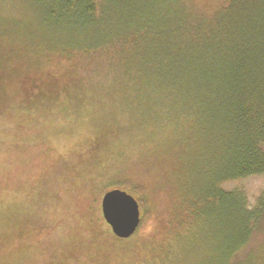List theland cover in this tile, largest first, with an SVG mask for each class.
<instances>
[{"label":"trees","instance_id":"trees-1","mask_svg":"<svg viewBox=\"0 0 264 264\" xmlns=\"http://www.w3.org/2000/svg\"><path fill=\"white\" fill-rule=\"evenodd\" d=\"M39 6L35 21L0 19V106L40 113L58 103L68 112L106 107L108 130L134 146L117 154L106 148L104 157L97 151L94 160L81 156L80 170L57 177L70 207L2 225L0 264L9 256L33 264L41 249V264H204L213 250L204 245L211 227L220 264H232L264 220V197L252 207L245 191L224 187L264 176V0ZM143 177L165 188L163 201L154 202ZM117 188L132 194L141 211L126 244L109 250L80 240L76 250L61 238L44 240L63 227L72 237L65 215L90 211L112 243L117 236L95 196L82 203L93 189Z\"/></svg>","mask_w":264,"mask_h":264},{"label":"rangeland","instance_id":"rangeland-1","mask_svg":"<svg viewBox=\"0 0 264 264\" xmlns=\"http://www.w3.org/2000/svg\"><path fill=\"white\" fill-rule=\"evenodd\" d=\"M40 4L41 0H0V19L23 20L25 23L35 21L37 13L41 12ZM40 30L43 32V29ZM62 108V104L58 103L53 109L40 113L25 106H0V227L22 220L31 214L50 216L48 211L50 207L59 211L63 206L70 207L71 198L68 199L65 194L67 189L56 182L57 177L68 176L72 167L76 171L80 170L76 164L81 160V156L85 160L88 158L94 160L97 151H102L101 155L104 157L103 152L106 148L112 149V153L117 154L123 150L131 151L134 146L126 139L112 135L108 130L112 122V113L108 108L91 105L69 112ZM135 159L138 162L140 157ZM129 171L138 172L136 168H130ZM143 179H146L145 183L149 185L154 202L163 201L165 188H158L154 177H143ZM88 181L89 179L86 182ZM224 187L227 190L245 191L253 207L258 199L264 197V176L227 183ZM93 190L90 192L88 202L82 204L86 206L92 204L95 196V203L101 208V200L105 192ZM86 206L80 205V208ZM100 214H102L101 209ZM65 217L72 226L73 236L70 237L63 227L60 228V232L57 230L48 232L44 240H48L47 237L59 238V240L61 238V243L71 244L76 250L80 249V240L85 246L102 244V248L114 250V247L118 248L120 244H126V240L129 239L115 238L109 231L113 239L112 243H107L109 239L104 231L107 226L103 221L100 225L90 211L81 213L79 217L70 214ZM202 226L196 227V231L200 232ZM215 229L216 227H211L213 235L209 231L204 233L206 240L208 235L211 236V241H205L204 245L213 248L212 250L210 247L211 253H205L204 264L221 262L220 252H214L218 246V232ZM0 247L2 254L3 248ZM42 256L44 249L36 252L32 259L33 264H41ZM88 257L89 254L86 255V258ZM6 259L7 264H16V257L9 256ZM175 264L181 263L177 260ZM232 264H264V220L247 246L233 258Z\"/></svg>","mask_w":264,"mask_h":264},{"label":"water","instance_id":"water-1","mask_svg":"<svg viewBox=\"0 0 264 264\" xmlns=\"http://www.w3.org/2000/svg\"><path fill=\"white\" fill-rule=\"evenodd\" d=\"M101 211L105 222L118 238L133 236L141 222L138 200L122 189H111L104 193Z\"/></svg>","mask_w":264,"mask_h":264}]
</instances>
